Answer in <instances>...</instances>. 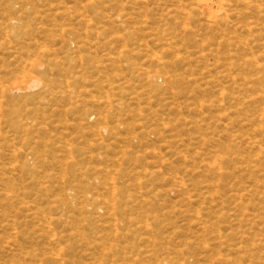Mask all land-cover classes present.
Returning a JSON list of instances; mask_svg holds the SVG:
<instances>
[{
  "label": "rangeland",
  "instance_id": "374dc122",
  "mask_svg": "<svg viewBox=\"0 0 264 264\" xmlns=\"http://www.w3.org/2000/svg\"><path fill=\"white\" fill-rule=\"evenodd\" d=\"M0 264H264V0H0Z\"/></svg>",
  "mask_w": 264,
  "mask_h": 264
},
{
  "label": "bare ground",
  "instance_id": "6f19581e",
  "mask_svg": "<svg viewBox=\"0 0 264 264\" xmlns=\"http://www.w3.org/2000/svg\"><path fill=\"white\" fill-rule=\"evenodd\" d=\"M213 10V9H212ZM220 13V12H219ZM36 82H34V83H32V86H31V88H34V87H36L37 86V84H35ZM40 86V85H39ZM104 131H107V129H104Z\"/></svg>",
  "mask_w": 264,
  "mask_h": 264
}]
</instances>
